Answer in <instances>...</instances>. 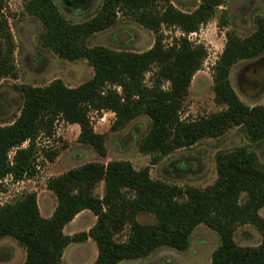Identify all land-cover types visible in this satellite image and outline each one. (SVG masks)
Instances as JSON below:
<instances>
[{
    "label": "trees",
    "instance_id": "16d2710c",
    "mask_svg": "<svg viewBox=\"0 0 264 264\" xmlns=\"http://www.w3.org/2000/svg\"><path fill=\"white\" fill-rule=\"evenodd\" d=\"M225 2L200 0L193 12L185 13L170 0H102L92 18L73 23L53 0L26 1L24 12L43 26L38 37L41 45L61 59L85 60L93 76L75 88L61 80L44 87H15L23 103L14 121L0 126V193L6 178L19 182L38 173L36 138L51 136L58 119L78 125V142L105 157V137L93 130L90 111L114 113L112 131L123 129L140 115L147 116L150 126L138 142V151L151 155V166L203 139L220 138L233 127L242 129L250 144L264 143V105L243 104L229 80L235 64L264 52V17H256V27L247 37L234 30L225 34L223 51L212 71L214 102L225 108L193 120L180 116L192 78L207 52L186 37L166 47L161 28H177L183 34L197 32ZM119 16L154 34L149 50L135 53L88 45L92 35L113 27ZM13 52L12 35L1 18L0 80L18 78ZM153 68L147 85L145 75ZM46 156L52 160L54 153ZM215 164L214 184L200 190L154 180L149 167L136 170L128 161L85 163L48 180L47 189L56 198L51 217L40 214L34 193H23L1 205L0 240L9 237L25 250L21 264H63V253L70 244L90 238L97 248L93 264H119L145 258L162 247L186 251L192 232L203 224L220 240L211 264H264V217L259 214L264 209V164L247 146L217 153ZM99 183H103L101 197L95 194ZM86 210L95 216V224L88 232L65 235V226ZM139 214L152 216L154 223H140ZM241 225L259 231V245L239 246L234 241V231ZM124 231V240H117Z\"/></svg>",
    "mask_w": 264,
    "mask_h": 264
},
{
    "label": "rangeland",
    "instance_id": "374dc122",
    "mask_svg": "<svg viewBox=\"0 0 264 264\" xmlns=\"http://www.w3.org/2000/svg\"><path fill=\"white\" fill-rule=\"evenodd\" d=\"M28 0H4L0 19H4L14 42L13 61L18 78L0 80V126L11 124L19 116L23 99L16 86L30 85L44 87L54 80L75 88L93 76V69L85 60L70 62L59 58L39 42L43 26L36 18L24 12ZM61 14L73 23L92 18L102 0H53ZM171 4L185 13L193 12L200 0H170ZM256 17H264V0H226L214 17L200 26L197 32L181 33L177 28H161L163 44L168 47L174 40L186 37L194 45H202L207 52L201 69L192 78L189 93L184 100L181 118L187 120L208 117L223 110L214 102L213 67L220 57L226 32L234 30L240 37L249 36L255 29ZM225 26H222L224 25ZM154 34L129 18L119 16L115 25L88 39L90 47H102L114 51L141 53L149 50L154 43ZM145 75L147 85L151 84L152 73ZM230 85L239 100L249 106L264 105V52L253 59L235 64L229 75ZM164 88L168 84H164ZM120 89H118L119 91ZM93 130L105 137L106 156L101 157L88 145L78 142L80 128L58 119L51 136L40 134L36 138L38 173L19 182L9 177L3 182L4 191L0 193V206L11 203L23 193H34L40 214L49 218L56 208V198L47 189L50 178L89 162L107 164L111 161H128L136 169L149 167L152 179L164 181L179 187L205 189L216 180L215 156L240 146H247L256 153L264 164V143L250 144L242 129L233 127L217 139H203L196 145L179 149L163 158L156 165H150L151 155L138 151V142L146 134L150 120L140 115L130 121L123 129L112 131L114 113L111 111H90ZM27 143L23 145L25 147ZM54 153L52 160L46 156ZM13 153H9L11 160ZM95 194L103 195V183H99ZM259 214L264 217V209ZM137 220L142 224L154 223V218L139 214ZM95 216L88 210L79 213L63 230L65 235H75L88 230L95 224ZM126 231L117 236L124 240ZM239 246H257L261 235L251 225L236 227L233 235ZM220 243L218 234L209 227L198 225L190 236V246L186 251L162 247L145 258L122 261L119 264H211V255ZM63 253V264H93L97 248L90 238L84 242L70 244ZM25 258V250L15 240L5 237L0 240V264H20Z\"/></svg>",
    "mask_w": 264,
    "mask_h": 264
},
{
    "label": "crops",
    "instance_id": "0c3cea01",
    "mask_svg": "<svg viewBox=\"0 0 264 264\" xmlns=\"http://www.w3.org/2000/svg\"><path fill=\"white\" fill-rule=\"evenodd\" d=\"M66 249H68V248H66ZM66 249H65V250H66ZM62 259H63V257H62ZM24 260H25V258H24ZM24 260H23L21 263H23V262H24ZM21 263H20V264H21Z\"/></svg>",
    "mask_w": 264,
    "mask_h": 264
}]
</instances>
